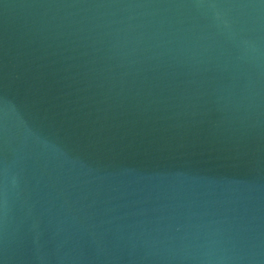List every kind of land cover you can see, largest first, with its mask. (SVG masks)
I'll return each instance as SVG.
<instances>
[{
	"label": "water",
	"instance_id": "1",
	"mask_svg": "<svg viewBox=\"0 0 264 264\" xmlns=\"http://www.w3.org/2000/svg\"><path fill=\"white\" fill-rule=\"evenodd\" d=\"M0 264H264V0H0Z\"/></svg>",
	"mask_w": 264,
	"mask_h": 264
}]
</instances>
